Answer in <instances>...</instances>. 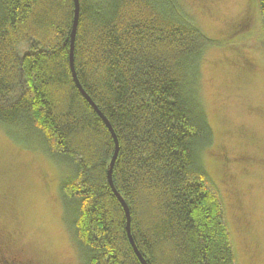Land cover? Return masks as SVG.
I'll use <instances>...</instances> for the list:
<instances>
[{
  "label": "trees",
  "instance_id": "16d2710c",
  "mask_svg": "<svg viewBox=\"0 0 264 264\" xmlns=\"http://www.w3.org/2000/svg\"><path fill=\"white\" fill-rule=\"evenodd\" d=\"M78 2L74 69L117 137L112 181L139 254L146 264H238L202 164L213 139L199 101L211 42L181 0ZM73 19V0H0V128L62 168L63 222L80 264H141L107 179L112 136L71 75Z\"/></svg>",
  "mask_w": 264,
  "mask_h": 264
},
{
  "label": "rangeland",
  "instance_id": "374dc122",
  "mask_svg": "<svg viewBox=\"0 0 264 264\" xmlns=\"http://www.w3.org/2000/svg\"><path fill=\"white\" fill-rule=\"evenodd\" d=\"M181 2L211 42L201 61L199 101L213 139L202 164L221 193L237 263L264 264V43L257 1ZM240 157L245 164L236 162ZM62 173L0 128V236L9 249L44 264H80L63 222Z\"/></svg>",
  "mask_w": 264,
  "mask_h": 264
},
{
  "label": "water",
  "instance_id": "95a60500",
  "mask_svg": "<svg viewBox=\"0 0 264 264\" xmlns=\"http://www.w3.org/2000/svg\"><path fill=\"white\" fill-rule=\"evenodd\" d=\"M74 2V19H73V23H72V30H71V48H70V56H69V65H70V71H71V75L73 78V81L77 87V89L79 90V92L81 93V95L84 97V99L88 102V104L91 106V108L94 110V112L99 116V118H101V120L103 121V123L105 124V126L107 127V129L109 130L115 148H114V153L110 162V167H109V171L107 174V179H108V183L109 186L111 187L114 195L117 197L119 203L121 204L124 213H125V217L127 220V226H126V232L128 234V238H129V242L138 258V260L140 261L141 264H146V262L144 261V259L141 257V255L139 254L132 238L130 235V228H129V224H130V215H129V210L127 205L125 204V202L123 201V199L120 197L119 193H117L116 189L114 188L113 185V181H112V172H113V166L114 163L116 161L117 158V154L119 151V144H118V140L117 137L111 127V125L109 124L108 120L106 119V117L101 113V111L97 108V106L95 105V103L90 99V97L85 93V91L82 89L78 79H77V75L74 69V62H73V42H74V36H75V32H76V28H77V24H78V18H79V2L78 0H73Z\"/></svg>",
  "mask_w": 264,
  "mask_h": 264
},
{
  "label": "flooded vegetation",
  "instance_id": "af4514ba",
  "mask_svg": "<svg viewBox=\"0 0 264 264\" xmlns=\"http://www.w3.org/2000/svg\"><path fill=\"white\" fill-rule=\"evenodd\" d=\"M218 158V159H217ZM214 159L220 163L227 162L225 155H214ZM247 161L246 157H240L236 162L244 163ZM10 247L12 248L13 245ZM26 251L23 249H9V247L3 243L2 236H0V264H28Z\"/></svg>",
  "mask_w": 264,
  "mask_h": 264
}]
</instances>
